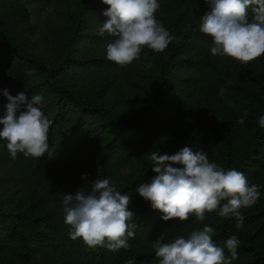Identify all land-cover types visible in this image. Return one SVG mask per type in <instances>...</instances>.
<instances>
[{
    "label": "trees",
    "instance_id": "obj_1",
    "mask_svg": "<svg viewBox=\"0 0 264 264\" xmlns=\"http://www.w3.org/2000/svg\"><path fill=\"white\" fill-rule=\"evenodd\" d=\"M195 1L205 13L210 10L207 0ZM107 7L102 0H78V10L67 13L72 18L68 35L57 42L62 53H58L56 45L43 58L19 41L14 30L0 23V58L12 63L3 77L4 67L0 64V93L10 83L13 88L9 92L13 96L22 91L29 96L41 95L40 107L53 122L45 156L34 158L18 153L16 159L9 157L25 192L21 207L10 209L0 205V245L6 246L19 260H30L32 264H127L129 260L133 264H159L152 247L159 237L164 238L163 242H172L178 236L186 238L193 230H202L208 225L214 229L212 239L218 246L223 247L233 235L240 240L238 258L232 264H264V245L251 234L240 231L236 218H223L213 211L206 213L203 221L195 216L182 222L164 221L163 213L153 209L151 202L137 191L139 185L150 183L156 175L152 171V152L171 155L185 146L197 147L200 142L207 155L212 154L225 170L250 171V162L264 138V127L259 124V118L264 116V63L259 61L257 65L253 60L245 65L220 56L232 65V70H227L213 84L219 93V103L204 107L201 116L209 120L197 121L187 135L183 133L184 128H189L184 105L190 87L186 82L190 77L184 76L182 81L176 77L177 49H168L161 58L152 54L144 67L135 61L120 67L107 57H93L96 64L105 65L112 74L126 75L128 93L132 92V104L138 107L140 116L132 118L114 113L103 100L80 95L59 80L64 64L79 62L70 52L74 48L72 41L86 24V12L103 13ZM158 11V20L170 34L172 29L176 30L178 43L182 44L186 32L178 30L174 25L177 20L171 19L168 10ZM249 13L251 19V9ZM90 20L97 21L94 16ZM98 35V31L93 33L92 42H102L105 38L109 43L114 39L107 33L100 38ZM57 54L61 56L58 60ZM16 69H20L19 75L13 76ZM226 90L229 92L225 96ZM6 103L7 98L3 96L0 114ZM241 118L243 124L238 123ZM204 128L206 135H203ZM6 144L7 141L0 140V147L9 153ZM84 174L86 178H82ZM99 178H108L118 191L131 197L129 210L134 212V217L130 223L136 228L134 238L128 240L127 250L113 253L104 247L91 249L82 239H71L72 229L64 223V195L75 194L81 188L88 191ZM247 221L248 217L244 216L243 224ZM225 254L231 255L226 248Z\"/></svg>",
    "mask_w": 264,
    "mask_h": 264
},
{
    "label": "clouds",
    "instance_id": "obj_2",
    "mask_svg": "<svg viewBox=\"0 0 264 264\" xmlns=\"http://www.w3.org/2000/svg\"><path fill=\"white\" fill-rule=\"evenodd\" d=\"M207 2L210 10L201 16L199 30L212 38L213 56H227L246 65L264 55V0ZM102 3L108 6L103 12L108 19L98 33L114 38L106 46V56L120 67L140 59L145 48L163 52L175 39L156 18L161 7L158 0ZM147 67H151L150 62ZM3 95L7 103L0 114V140L7 141L13 159L18 153L42 158L49 151L48 134L53 123L40 107L43 97L29 96L23 91L13 96L6 89ZM238 123L243 124L244 119ZM259 124L264 127V116L259 118ZM150 159L156 175L150 183L139 185L137 191L151 202L153 209L163 213L164 221L182 222L190 216L203 221L206 213L217 211L220 217L236 218V227L241 228L244 216L240 209L252 207L261 196L260 186L250 184L243 172L225 170L210 162L203 150L193 151L185 146L171 155L152 152ZM130 202L131 197L118 191L108 178L96 179L88 191L81 188L75 194H65L64 223L72 229L71 239H82L91 249L104 247L113 253L127 250L136 228L130 223L134 217ZM213 234L214 229L205 225L202 230H193L186 238L178 236L172 242H163L161 236L152 247L159 264H232L238 258L240 240L233 235L221 247L213 241ZM225 248L230 256H226Z\"/></svg>",
    "mask_w": 264,
    "mask_h": 264
},
{
    "label": "rangeland",
    "instance_id": "obj_3",
    "mask_svg": "<svg viewBox=\"0 0 264 264\" xmlns=\"http://www.w3.org/2000/svg\"><path fill=\"white\" fill-rule=\"evenodd\" d=\"M158 2L161 9L168 10L171 19L177 20V22L174 21V25H177L181 32H186V37L182 44L178 43L177 31L172 29L171 34L175 39L166 50L156 53L145 48L141 52L140 59L136 60L135 63L137 65L142 64L144 67L152 54L161 58L168 49H172V51L177 49L178 52L174 55L176 59H179V62L176 63V77L180 78L181 81L184 76L190 77L189 81L186 82L190 87L184 105L185 111H188L186 125L189 128L183 129V133L189 135L197 121L200 119L209 120L204 118L205 115L201 116L202 109L219 103V93L214 90L213 84L217 83L221 75H224L227 70H232V65L220 56L211 54L212 40L210 36L199 30L201 16L205 14V10L195 0H158ZM77 10L78 0H0V23L14 30L19 41L22 40L29 50L43 58L56 45L58 53H62L57 42L68 35L72 18H69L67 13ZM158 14L159 11L155 14L157 19ZM93 16L97 20L94 23L90 20ZM84 18H86V24L72 41L74 48L70 52V56L79 59V62L70 61L64 64L59 72V80L80 95L90 99L103 100L114 113L129 115L132 118L139 117L138 107L132 104V92L128 93L129 86L126 85V75L119 73L116 76L105 65L96 64L92 59L98 56L107 57L106 46L108 43L104 41L105 38L102 42L95 43L92 42L94 38L92 35L98 31L108 17L104 16L103 13L88 10ZM57 57L58 60L61 56L57 54ZM259 61L264 63V55L254 60L257 65H259ZM0 64L4 67L2 68L3 77L12 63L0 58ZM19 70L16 69L13 76L19 75ZM12 88V84L7 83L3 90L11 91ZM228 92V90L225 91V96ZM3 96V91H1L0 99ZM232 98L233 96L229 100ZM221 99L223 100L224 97L221 96ZM204 127L206 128V126ZM205 128L203 135H206L207 132ZM207 143L208 140H205V145ZM196 146L191 149L204 151L201 142L199 146ZM9 157L11 155L6 149L0 147V205L15 209L22 206L21 199L25 191L19 182L21 180L20 175ZM208 159L210 162L218 164L212 154L208 156ZM249 168L250 171L244 174L250 184L254 183L260 186L261 196L252 207L240 209L241 214L247 216L249 221L239 229L243 233L251 234L253 239L264 245V138L259 151L255 154V159L250 162ZM0 264L32 263L30 260H19L10 253L6 246L0 245Z\"/></svg>",
    "mask_w": 264,
    "mask_h": 264
}]
</instances>
